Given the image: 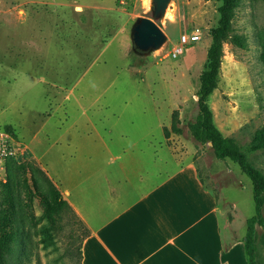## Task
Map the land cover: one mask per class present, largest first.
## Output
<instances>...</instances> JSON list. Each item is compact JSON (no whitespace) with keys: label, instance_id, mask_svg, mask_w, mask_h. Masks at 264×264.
Masks as SVG:
<instances>
[{"label":"rangeland","instance_id":"obj_1","mask_svg":"<svg viewBox=\"0 0 264 264\" xmlns=\"http://www.w3.org/2000/svg\"><path fill=\"white\" fill-rule=\"evenodd\" d=\"M220 4L170 0L157 21L166 42L139 55L130 33L138 16L152 15L145 0H0V129L13 133L31 160L56 179V167L36 154L57 159L73 152L66 140L74 133L118 149L160 127L161 142L178 159L192 156L217 196L226 246L244 238L255 213L252 181L232 160L217 158L189 127L199 110L200 75ZM198 29L200 39L173 57L180 36ZM207 103L223 136L264 175V0H236ZM175 110L182 132L166 137ZM43 128L51 139L40 140ZM55 205L43 174L30 167L0 180V245L8 264H81L86 228L74 211ZM255 248L264 264V207Z\"/></svg>","mask_w":264,"mask_h":264},{"label":"crops","instance_id":"obj_2","mask_svg":"<svg viewBox=\"0 0 264 264\" xmlns=\"http://www.w3.org/2000/svg\"><path fill=\"white\" fill-rule=\"evenodd\" d=\"M159 130L118 149L74 133L72 141L64 138L73 152L36 154L56 167L50 178L89 230L81 264H249L244 238L226 246L218 199L193 157L178 159ZM42 133L40 140L52 138L46 128Z\"/></svg>","mask_w":264,"mask_h":264},{"label":"trees","instance_id":"obj_3","mask_svg":"<svg viewBox=\"0 0 264 264\" xmlns=\"http://www.w3.org/2000/svg\"><path fill=\"white\" fill-rule=\"evenodd\" d=\"M236 6V0H221L218 7L220 18L217 26L210 29L211 43L207 50V62L205 68L200 75V87L198 91V113L189 127L192 135L201 143L212 142V149L217 158L230 159L235 162L241 170L251 179L253 185V198L255 202V213L247 219V230L244 236L245 256L249 264H258L256 248H255V227L256 223L262 216L264 207V175L248 160L247 155L240 150V148L232 141L223 136L221 131L215 125L213 120V113L210 109L207 99L210 93L217 85V79L220 72L222 57H223V43L231 30V18ZM180 119L178 111L173 112L171 128H164L166 137L170 136L171 132L181 133ZM261 143L264 144V130L262 131ZM7 177H12L13 173L30 167L32 171H38L43 174L46 183L50 187V193L56 203L55 207L58 211L71 209L74 211L64 198L63 193L54 181L45 172L38 167L27 152L23 157H10L7 162ZM200 173V172H199ZM202 182L209 188L208 184L203 179ZM217 197V196H216ZM75 213V212H74ZM82 222V221H81ZM85 226V225H84ZM86 228V227H85ZM88 228L85 229L82 239L88 235ZM81 239V242H82ZM81 242H80V259H81ZM0 264H8L7 252L3 250L0 245Z\"/></svg>","mask_w":264,"mask_h":264},{"label":"water","instance_id":"obj_4","mask_svg":"<svg viewBox=\"0 0 264 264\" xmlns=\"http://www.w3.org/2000/svg\"><path fill=\"white\" fill-rule=\"evenodd\" d=\"M170 0H151V16H138L131 28L132 48L136 54L146 55L163 46L167 36L158 24L166 15ZM212 145V142H209Z\"/></svg>","mask_w":264,"mask_h":264},{"label":"built area","instance_id":"obj_5","mask_svg":"<svg viewBox=\"0 0 264 264\" xmlns=\"http://www.w3.org/2000/svg\"><path fill=\"white\" fill-rule=\"evenodd\" d=\"M201 30H194L190 34H182L179 41L174 45L170 52L173 57L178 56L179 52L189 41H196L201 37ZM26 153L25 146L16 136L7 130L0 129V180L7 177L6 162L10 157H23Z\"/></svg>","mask_w":264,"mask_h":264},{"label":"bare ground","instance_id":"obj_6","mask_svg":"<svg viewBox=\"0 0 264 264\" xmlns=\"http://www.w3.org/2000/svg\"><path fill=\"white\" fill-rule=\"evenodd\" d=\"M146 7L149 8L151 6V1L150 0H145ZM146 8V9H147ZM168 16L170 15V12L167 14ZM174 16V15H173Z\"/></svg>","mask_w":264,"mask_h":264}]
</instances>
